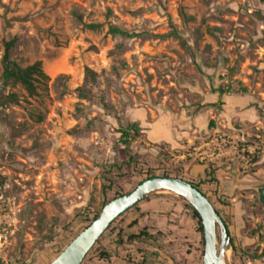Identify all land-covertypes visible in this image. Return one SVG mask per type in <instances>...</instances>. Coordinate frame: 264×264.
I'll list each match as a JSON object with an SVG mask.
<instances>
[{
  "label": "rangeland",
  "instance_id": "1",
  "mask_svg": "<svg viewBox=\"0 0 264 264\" xmlns=\"http://www.w3.org/2000/svg\"><path fill=\"white\" fill-rule=\"evenodd\" d=\"M110 26L136 37L110 35ZM10 40V59L20 67L41 62L48 80L34 97L19 84L2 92L16 95L0 105V194L19 206L15 236L2 253L7 264H50L55 248L80 233L83 217L133 190L147 166L156 175L185 177L186 163L191 176L202 173L207 164L186 156L190 148L175 152L146 141L157 122L173 138L254 141L222 160L233 165L236 188L224 184V207L212 203L229 216V264H264V191L261 197L254 188L264 185V4L0 0V75ZM87 68L93 80L85 83ZM131 124L140 133L124 150L120 132ZM216 173L226 175L224 168ZM181 198L148 196L140 202V226L158 230L161 264H203L201 236ZM133 213L118 218L81 264H100L101 250L116 254L114 235Z\"/></svg>",
  "mask_w": 264,
  "mask_h": 264
},
{
  "label": "water",
  "instance_id": "2",
  "mask_svg": "<svg viewBox=\"0 0 264 264\" xmlns=\"http://www.w3.org/2000/svg\"><path fill=\"white\" fill-rule=\"evenodd\" d=\"M254 188L262 197L261 191H264V185ZM159 192H171L183 197L198 213L203 227V264H224L223 253L228 249L232 251L231 240L224 222L206 196L189 181L176 177L145 179L130 192L107 202L98 217L70 240L50 264H81L96 241L120 215L148 196Z\"/></svg>",
  "mask_w": 264,
  "mask_h": 264
},
{
  "label": "trees",
  "instance_id": "3",
  "mask_svg": "<svg viewBox=\"0 0 264 264\" xmlns=\"http://www.w3.org/2000/svg\"><path fill=\"white\" fill-rule=\"evenodd\" d=\"M259 2L264 4V0H259ZM179 14L183 19L186 18V16L182 12V10L179 11ZM86 27H88L90 29H94L97 26L93 25V24H88V25H86ZM108 34L113 35V36L122 37L125 39H131V38L136 37L135 34L130 33L126 30L120 29L116 26H110L108 28ZM13 44H14V40H10V41H7L4 43V51H3V55L1 57L2 72L0 75V105H4L5 103L16 102V95L14 93H8V94L2 93L3 90L6 89V87L19 84L24 88V90L26 91V93L29 97H34V96L38 95V90L44 85V81L48 80L47 75L43 72V70L41 68V62L36 61L29 66L20 67L19 65H17L14 61H12L10 59L9 52L12 49ZM85 76H86L85 83H88L89 80H90V82L93 80V72L88 68L86 69ZM77 91H78L80 97H82V98L85 97L86 87L78 88ZM214 92L218 93L219 95L226 94V91L223 89H218V90H215ZM242 92L244 93V92H246V90L242 89ZM139 133H140V128L137 124H131L127 128L121 130V132H120L121 141L124 144V150H127V147H129L130 141L134 139L133 137H137L139 135ZM238 144L240 146H247L248 145L247 141H245V140L242 142L239 141ZM214 172H215V170H212V168L210 166H208V171L205 172L206 177H208V178L201 180V181H191L192 186H194L199 192H201L206 197H207V195L205 194L203 187L207 184L216 182V180L213 178ZM144 175H145V177L143 180L153 178V177H164V178L165 177H176V178L184 179L183 177H180L177 175L172 176L168 173H163L162 175H156L155 170L152 167H148V166L144 170ZM143 180H141L139 183H141ZM212 193H215V192H212ZM121 195L122 194H115L111 200H113L116 197H120ZM207 198H208V200H210L209 197H207ZM181 199L185 200L183 197ZM109 201H107V202H109ZM217 202L219 203V205L224 207V204L221 200L218 199ZM188 208L190 211L191 219L194 221V223L197 227L198 233H200L201 245H202V247H204L203 227L201 224V219H200L198 213L195 211V209L190 204H188ZM127 212H125V213H127ZM99 213H100V211L93 212L90 215L86 214L82 219L83 226L79 232H81L86 226H88L93 220H95L98 217ZM125 213H123V214H125ZM216 213L219 215V217L224 222V224L227 228V224H228L227 222H229V216L224 215V210H217ZM122 215H120L118 218H120ZM117 219L107 228V230L105 232L111 231V229H112L113 225L116 223ZM135 225H137L136 220L132 221L131 224L129 225V227L132 228ZM104 233H103V235H104ZM139 238H143L145 240L146 239L152 240V241L156 240L155 236L148 234L145 230H140L138 232V234L129 235L127 240L132 241L134 239H139ZM98 241H99V239L96 241L95 245L98 243ZM231 245H232V250L235 252V247L233 246L232 242H231ZM92 248H91V250H92ZM61 251H62V249L55 248L54 257L58 256L61 253ZM110 256L111 255L109 253L101 250L97 254L96 258L101 260V261H108ZM140 263L141 264H161L158 261L156 254L152 255V260H149V258L147 256L142 257Z\"/></svg>",
  "mask_w": 264,
  "mask_h": 264
},
{
  "label": "built area",
  "instance_id": "4",
  "mask_svg": "<svg viewBox=\"0 0 264 264\" xmlns=\"http://www.w3.org/2000/svg\"><path fill=\"white\" fill-rule=\"evenodd\" d=\"M243 141V140H239ZM229 138L218 136L209 138L200 147H191L190 156L193 160H198L200 163L207 165L217 164L222 160H227L239 152L248 151L249 147H243ZM184 157V155L182 156ZM19 206L14 198L0 194V264H7L2 253L11 244L15 236L18 224Z\"/></svg>",
  "mask_w": 264,
  "mask_h": 264
},
{
  "label": "crops",
  "instance_id": "5",
  "mask_svg": "<svg viewBox=\"0 0 264 264\" xmlns=\"http://www.w3.org/2000/svg\"><path fill=\"white\" fill-rule=\"evenodd\" d=\"M201 119V114H198L195 118V121H199ZM147 135H149V138H145L146 141L152 145L155 146V148H159V146H164L172 151L175 152H181V151H185L191 147H200L202 146L209 138H173L172 136H170V133H168V130L166 128V126L162 123L157 122L154 125H151L150 128L147 131ZM232 139H239L242 140L244 138H232ZM247 142H254L252 139H248L245 138ZM249 148H252V146H250ZM182 155H178L177 158L180 159ZM190 163H193V161H191ZM201 164H205V163H201ZM220 168H224V171L226 173V175L223 178H220L217 173L216 170L220 169ZM184 180L187 181H201L204 180L208 177H206L205 172L208 171V165L205 166V170L198 174L197 177H193L190 174V168L187 167V164H184ZM216 170L214 172L213 178L216 180V182L214 183H210L205 185L204 191L205 194L207 195V197H211L213 199H217L219 198L220 195H226V192L229 191L230 188H232L233 190L236 188V184H234V180H235V170L233 169V165L232 164H228L227 163H222L219 162L216 164ZM227 184V191H225V189H223V185ZM215 192V193H212Z\"/></svg>",
  "mask_w": 264,
  "mask_h": 264
},
{
  "label": "flooded vegetation",
  "instance_id": "6",
  "mask_svg": "<svg viewBox=\"0 0 264 264\" xmlns=\"http://www.w3.org/2000/svg\"><path fill=\"white\" fill-rule=\"evenodd\" d=\"M189 182L191 183V181ZM209 198L211 199V201L209 202L212 204L215 211H217L215 205L212 203L213 202L212 198L211 197ZM259 202L264 206V203L260 201V198H259ZM140 205L141 203L137 204L136 206L128 210V212L131 213L137 212V213L131 214L128 217V220L125 222V226L123 227L124 229L118 230L116 232V235H114L115 243H116V247L114 251L116 252V254L110 256L108 261H101L97 259V261L100 264H141L140 262L142 257L147 256L149 260H152L153 254L157 255L158 261L161 259L159 251L154 247V245L158 243V230L146 226H140V223L143 218L142 217L143 210L139 208ZM122 216L120 217V219L122 218ZM134 220L137 221V225H135L132 228L129 227L131 222ZM140 230H145L148 234L155 236L156 240L155 241L147 240V239L145 240L143 238L134 239L132 241L127 240L129 235L138 234ZM227 231L228 234L230 235L228 224H227ZM103 251L107 252V250H103Z\"/></svg>",
  "mask_w": 264,
  "mask_h": 264
},
{
  "label": "bare ground",
  "instance_id": "7",
  "mask_svg": "<svg viewBox=\"0 0 264 264\" xmlns=\"http://www.w3.org/2000/svg\"><path fill=\"white\" fill-rule=\"evenodd\" d=\"M229 262H230V250L228 249L223 253V263L229 264Z\"/></svg>",
  "mask_w": 264,
  "mask_h": 264
}]
</instances>
